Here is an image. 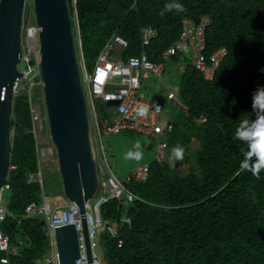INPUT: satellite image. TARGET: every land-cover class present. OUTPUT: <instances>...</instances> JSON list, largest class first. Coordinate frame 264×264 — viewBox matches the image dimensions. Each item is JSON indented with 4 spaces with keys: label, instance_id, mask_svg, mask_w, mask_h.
<instances>
[{
    "label": "trees",
    "instance_id": "trees-1",
    "mask_svg": "<svg viewBox=\"0 0 264 264\" xmlns=\"http://www.w3.org/2000/svg\"><path fill=\"white\" fill-rule=\"evenodd\" d=\"M165 3L68 0L87 71L114 36L126 43L122 59L142 52L150 62L170 64L169 71L183 67L176 91L186 111L175 108L162 141L167 148L197 143L195 165L186 175L152 160L145 179L132 177L124 184L134 197L131 203L114 199L99 206L98 253L105 264H264V170L257 176L240 169L242 142L234 137L239 119L252 111V91L264 85V73L258 71L264 67V0H181V13L163 12ZM27 11L25 7V15ZM204 16L209 18L201 51L206 63L214 52L225 50L210 80L181 54L163 58L178 39L182 22L198 23ZM143 27L156 36L141 47ZM31 93L13 94L10 118V195L5 202L18 218L29 204L39 205L41 196H48L43 184L27 181L39 170L30 103L39 98L40 88L32 87ZM91 106L97 118L110 121L111 104L93 97ZM1 227L18 248L8 264H35L49 252L39 217L23 218L18 225L8 218Z\"/></svg>",
    "mask_w": 264,
    "mask_h": 264
},
{
    "label": "built area",
    "instance_id": "built-area-1",
    "mask_svg": "<svg viewBox=\"0 0 264 264\" xmlns=\"http://www.w3.org/2000/svg\"><path fill=\"white\" fill-rule=\"evenodd\" d=\"M209 24L208 17H201L198 23L191 20H184L178 39L170 45L163 53V58L168 60L174 54H181V58H186L189 65L194 66L201 72L205 79L210 80L214 69L225 55L224 49H219L209 57V64L206 63L201 51L204 47V29ZM32 39H28L27 33L32 30ZM26 40L25 48H22L20 63L23 69H19L21 77L14 84L15 93H27L31 96L32 87H39L41 90V79L39 72V52L38 46L34 44L37 39V28H25ZM141 47L147 45L149 40L156 36V31L150 28L140 29ZM31 43V45H27ZM126 46L125 41L119 36L112 37L103 50L97 55L91 70L87 71L80 55L79 64L81 84L85 87L88 105L93 97H99L103 102L113 106L110 109V121L101 120L94 117V135L97 139V131L108 137L109 135H119L122 133H136L142 136L147 144L154 148L164 147L162 138L170 131V124H161L163 115V100L174 106L180 103L176 90L165 89L160 86V80L167 75L164 63H153L147 60L146 56L140 52L138 56H131L127 59L121 58V52ZM142 51V50H141ZM32 130L41 131L43 128L42 113L40 108L30 103ZM95 115V114H94ZM39 158V153L37 154ZM42 156V155H41ZM97 170L100 176L104 177V182L100 184L102 195L91 204L85 205V224L88 235L91 264H103L98 253L97 235L102 226L99 215V206L110 200L131 203L133 195L124 189V184L130 179L143 180L148 174L149 162H143L138 167L129 171L122 180H118L114 172L105 162L104 156L100 152L95 159ZM28 182H37L42 187L41 172L29 175ZM103 189V190H102ZM9 191V185L5 184L0 188V264H8L10 256L18 254L17 246L10 245L9 237L4 234L1 224L8 218L13 219L17 225L21 219L37 216L44 222L47 235L50 241L49 252L35 261V264H58L57 253L54 243V229L64 225H73L76 230L79 255L74 264H87L85 244L80 222V215L77 206L67 201L63 205L50 203L48 196L42 195L39 205L29 204L25 209V215L21 218L14 216L6 207L3 199V192ZM122 222L129 223L125 216ZM114 233V231L112 232Z\"/></svg>",
    "mask_w": 264,
    "mask_h": 264
},
{
    "label": "water",
    "instance_id": "water-1",
    "mask_svg": "<svg viewBox=\"0 0 264 264\" xmlns=\"http://www.w3.org/2000/svg\"><path fill=\"white\" fill-rule=\"evenodd\" d=\"M26 0H0V188L7 181L10 118L14 84L22 50ZM37 28L39 72L47 130L55 149L63 197L74 203L80 215L87 264L91 253L85 224V205L99 186L92 153L90 121L85 89L81 84L68 0H31ZM58 264H74L79 255L73 225L54 229Z\"/></svg>",
    "mask_w": 264,
    "mask_h": 264
},
{
    "label": "rangeland",
    "instance_id": "rangeland-1",
    "mask_svg": "<svg viewBox=\"0 0 264 264\" xmlns=\"http://www.w3.org/2000/svg\"><path fill=\"white\" fill-rule=\"evenodd\" d=\"M25 7H28V11L26 15L24 14V18H23L22 39H21L22 48H25L26 46L25 28L34 26V17H33V12H32L31 0H26ZM71 20L73 23L72 26H73V34H74V43L76 47L78 65L80 69H82L83 66L82 65L80 66L79 64L80 44H79V40L76 35L77 31H76V25H75V18L72 17ZM27 45H31V43H27ZM33 45H35L36 47L38 46L36 38L34 39ZM23 67H24L23 63H19L17 66V68L20 70L23 69ZM166 69L167 71L170 70V64L166 65ZM182 70H183V67H178V68H174L173 70L169 71L167 76L163 77L160 80V86L165 89L177 90V85L179 83V78H180V74ZM40 93L41 95L39 96V98H37L34 104L36 107L38 106L40 108V111L42 113L41 119L43 123V128L41 129V131L32 130V134L35 140L36 150H37V153H39L40 155L38 158L39 170L41 172L42 184L45 187L50 203L54 205H57V204L63 205L66 203V199L63 197V194H62V186H61V180H60V176L58 172L55 150L50 141L48 130H47L44 102H43L41 90H40ZM13 94L17 95L18 93L14 92ZM162 103H163L164 117L161 120V124L165 123L166 120H170L175 116L176 114L175 108L180 111H186V107L183 105L180 108V105L174 106L165 100H163ZM88 112H89L88 115H89L90 128H91L90 141H91L93 156L96 159L101 152L102 156H104L105 162L114 172L118 180H122L125 177V175L129 173V171L133 170L135 167H138L143 162H150L152 160H157L159 163H163L167 165L169 170L172 173L177 174L178 176L186 175L188 171L190 170V168L194 167L195 165L194 164V151L197 150V143L194 140L190 141V143L184 148L185 151H184L183 159L170 162L169 153H170L171 148H167V146L165 145L162 150H160V148H154L152 145L147 144V142L141 136L122 134V135H109L108 137H105L104 135L101 134L100 131H97L98 141L95 140V135H94L95 115H94V111H93L91 104L89 105ZM137 141L141 145L142 156L140 158H135V157L126 158L125 153L129 150H132L134 144ZM103 182H104V177L100 176L99 184H102ZM9 195H10L9 191H4L3 199L6 201ZM101 195H102V192L99 189L96 195L92 199H90L89 202L93 204L97 200V198ZM110 230L111 232L113 231L115 232L116 224H112L110 227ZM103 264H105V262H103Z\"/></svg>",
    "mask_w": 264,
    "mask_h": 264
},
{
    "label": "clouds",
    "instance_id": "clouds-1",
    "mask_svg": "<svg viewBox=\"0 0 264 264\" xmlns=\"http://www.w3.org/2000/svg\"><path fill=\"white\" fill-rule=\"evenodd\" d=\"M172 11L176 13L185 11L181 0H166L163 12ZM258 71L264 73V67H261ZM251 109L250 115H244L243 118L239 119L237 122L234 137L242 142L243 158L239 161L240 169L242 171H249L253 175L258 176L261 171L264 170V85H257L252 91ZM184 151L185 149L183 146L179 144L174 145L169 153L170 162L183 159ZM125 156L126 158H140L142 156L140 143L137 141L133 149L127 151ZM99 188L100 184L98 190Z\"/></svg>",
    "mask_w": 264,
    "mask_h": 264
},
{
    "label": "bare ground",
    "instance_id": "bare-ground-1",
    "mask_svg": "<svg viewBox=\"0 0 264 264\" xmlns=\"http://www.w3.org/2000/svg\"><path fill=\"white\" fill-rule=\"evenodd\" d=\"M35 29L34 30H32L31 32H28L27 33V36H28V39H32V37H33V33H35ZM21 50H22V47H21ZM23 51V50H22Z\"/></svg>",
    "mask_w": 264,
    "mask_h": 264
}]
</instances>
